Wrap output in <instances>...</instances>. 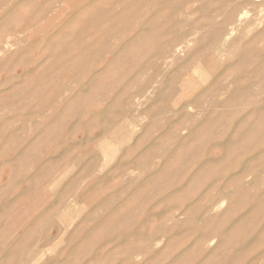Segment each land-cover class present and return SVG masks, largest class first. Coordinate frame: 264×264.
I'll list each match as a JSON object with an SVG mask.
<instances>
[{"label": "rangeland", "instance_id": "1", "mask_svg": "<svg viewBox=\"0 0 264 264\" xmlns=\"http://www.w3.org/2000/svg\"><path fill=\"white\" fill-rule=\"evenodd\" d=\"M263 16L0 0V264H264Z\"/></svg>", "mask_w": 264, "mask_h": 264}, {"label": "bare ground", "instance_id": "2", "mask_svg": "<svg viewBox=\"0 0 264 264\" xmlns=\"http://www.w3.org/2000/svg\"><path fill=\"white\" fill-rule=\"evenodd\" d=\"M67 1H68V0H67ZM70 5H71V4H70ZM173 5H175V4H173ZM64 6H65V5H64ZM166 6H169V5H166ZM67 7H68V6H67ZM67 7H66V8H67ZM189 7H191L190 4H189ZM63 8H64V7H63ZM65 10H66V9H65ZM259 10H260V9H259ZM246 11H247V10H246ZM262 11H263V10H262ZM262 11H260V12H262ZM244 13H245V12H244ZM172 14H173V13H172ZM240 14H241V13H240ZM246 14L248 15V12H247ZM243 15H244V14H243ZM241 16H242V15H241ZM248 16H249V15H248ZM245 17H246V15H245ZM263 17H264V16H263ZM94 21H95V20H94ZM257 21H258V20H257ZM8 22H9V21H8ZM249 23L252 24L253 22H249ZM231 26H232V25H231ZM243 26H245V25H243ZM245 27H246V26H245ZM247 28H248V26H247ZM255 28H257V27H255ZM262 33H263V32H262ZM22 34H23V33H22ZM263 34H264V33H263ZM263 34H262V35H263ZM137 36H138V35H137ZM187 36H188V35H187ZM140 37H141V36H140ZM227 37H228V36H227ZM185 38H186V37H185ZM186 39H187V38H186ZM82 40H83V39H82ZM137 40H138V39H136V41H137ZM187 40H188V39H187ZM192 40H193V39H192ZM136 41H135V42H136ZM188 41H189V40H188ZM188 41H187V43H188ZM6 42H7V41H6ZM133 42H134V41H133ZM140 42H141V41H140ZM136 43H138V42H136ZM193 43H194V42H193ZM189 44H191V40L189 41ZM3 45H4V44H3ZM135 45H136V44H135ZM186 45H187V44H186ZM8 46H9V43H8ZM129 46H130V45H129ZM181 46H182V45H181ZM188 47H189V46H188ZM177 48H178V47H177ZM4 49H5V48H4ZM10 49H11V48H10ZM174 49H176V48H174ZM8 50H9V49H8ZM177 50H178V49H177ZM172 51H173V50H172ZM173 52H174V51H173ZM173 52H172V53H173ZM7 53H8V52H7ZM181 53H182V52H181ZM0 54H1V53H0ZM179 55H180V54H179ZM172 56H173V55H172ZM174 56H175V55H174ZM169 57H170V56H169ZM178 58H179V57H178ZM179 59H180V58H179ZM216 63H217V62H216ZM199 70H200V69H199ZM180 87H181V86H180ZM240 93H241V92H240ZM234 94H235V93H234ZM236 95H237V92H236ZM244 95H245V94H244ZM242 96H243V95H242ZM235 98H238V97H235ZM239 98H240V97H239ZM232 100H233V99H232ZM234 101H235V100H234ZM234 101H233V102H234ZM237 101H238V100H237ZM230 102H231V101H230ZM230 111H231V110H230ZM261 112L263 113V111H261ZM262 113H261V114H262ZM261 114H260V115H261ZM261 117H262V116H261ZM245 124H246V123H245ZM252 127H253V125H252ZM250 131L252 132L251 129H250ZM247 133H249V131H248ZM12 145H13V144H12ZM73 216H74V215H73Z\"/></svg>", "mask_w": 264, "mask_h": 264}]
</instances>
